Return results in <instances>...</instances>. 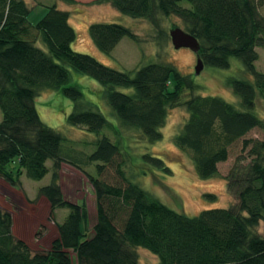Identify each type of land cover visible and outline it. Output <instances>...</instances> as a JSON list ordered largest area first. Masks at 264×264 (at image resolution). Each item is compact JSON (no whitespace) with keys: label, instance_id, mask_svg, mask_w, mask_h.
<instances>
[{"label":"trees","instance_id":"1","mask_svg":"<svg viewBox=\"0 0 264 264\" xmlns=\"http://www.w3.org/2000/svg\"><path fill=\"white\" fill-rule=\"evenodd\" d=\"M104 2L156 28L161 17L180 19L184 31L199 43L197 55L203 66L226 69L235 58L251 79L226 78L239 106L218 96L191 94L196 87L192 79L170 62H149L131 73L74 51L71 44L76 33L69 11L55 4L30 24L25 0H0V176L11 185L22 174L40 180L49 172L46 161L51 160L50 182L39 193L48 200L50 214L56 208L69 211L56 224L57 237L50 248L32 251L12 234L11 214L0 208V264H73L69 250L75 264H138L137 248L153 254L157 264H264V232L257 228L260 222L264 228V138L243 139L250 160L245 165L236 160L224 177L236 202L189 216L124 176L116 159L122 150L128 155L130 146L99 135L108 127L118 135V128L98 106L84 101L78 85L70 84L71 71L94 79L118 125L138 132L148 143L162 138L168 109L181 105L187 119L173 143L189 155L200 179L214 177L217 164L227 159L234 141L254 128L264 132V114L255 110L258 99L264 102V72H258L254 64L258 59L255 48L264 47V0H97ZM88 34L105 54L124 36L135 39L129 28L114 22L91 23ZM38 41L46 50L36 45ZM43 90L59 91L71 100L66 123L97 135L93 152L62 149L61 135L40 119L35 106ZM184 90L191 95L182 99ZM139 159L168 171L159 156L141 153ZM62 163L81 171L94 164L96 176L83 171L96 202V221L89 237L84 205L62 196L58 184ZM108 165H115L119 176L114 183L100 178Z\"/></svg>","mask_w":264,"mask_h":264},{"label":"rangeland","instance_id":"2","mask_svg":"<svg viewBox=\"0 0 264 264\" xmlns=\"http://www.w3.org/2000/svg\"><path fill=\"white\" fill-rule=\"evenodd\" d=\"M25 1L30 8L27 16L30 24H35L45 14L48 6L55 4L60 10L69 11V23L76 33L75 40L71 44L72 49L88 54L113 69L133 73L149 62H170L180 74L192 79L196 87L191 94L218 96L235 106H239V99L227 85L226 78L251 79L235 58L231 59L229 68L203 66L199 74L195 75L196 54L186 47L175 49L170 40V29L179 27L184 30L182 21L176 17H161L156 28L144 19L121 14L111 4L97 3V0H74L75 3L72 5L58 0ZM261 12L264 14L263 8ZM109 22L129 28L134 33L135 39L124 36L110 54H105L91 41L88 26L91 23ZM36 45L46 50L41 41ZM255 50L258 54V59L254 63L255 69L264 72V47L257 46ZM71 72L73 75L70 84L80 87L84 101L98 106L106 119L118 128V135L109 127L102 130L99 135L105 134L113 142L118 140L120 146L124 143L130 146L126 149L128 155L122 150V156L116 159V164L120 163V167L124 170V176L138 183L165 205L189 216L196 215L204 209L226 208L236 202L234 195L226 189L224 177L236 160L241 165L249 162L250 156L247 153L249 147H243V139L261 140L264 138L262 130L254 128L234 141L228 147L227 159L217 164L216 176L200 179L195 173L189 155L173 143L174 135L187 119V113L181 105L168 109L165 123L161 128L162 138L155 143H148L138 132L125 130L118 125L110 114V109L101 99L102 88L99 83L88 76ZM191 94L184 90L182 99ZM34 101L40 119L61 135L64 151L75 149L86 154L94 151L97 135L66 123V116L72 111L71 100L59 91L43 90ZM255 110L263 115L264 102L258 99ZM1 117L0 110V120ZM141 153L159 156L168 171L164 172L144 164L139 159ZM51 165L52 161L47 160L46 166L49 172L40 180H32L22 174L16 184L11 185L0 176V208L11 214L12 234L23 240L32 251H46L50 248L51 241L57 237L56 224L62 222L69 212L66 208H56L50 214L48 200L39 193V188L50 182ZM114 166H106L100 178L111 183H114V179L119 180ZM82 169L96 176L94 164L83 166ZM83 171L62 163L58 172V184L65 200L84 205L87 211L86 233L89 237L92 235V226L96 221V202L94 190ZM207 194L214 195V198L207 197ZM257 228L259 232H264L262 222ZM69 252L75 264L74 254L71 250ZM136 252L138 264H157V258L147 250L137 248Z\"/></svg>","mask_w":264,"mask_h":264},{"label":"water","instance_id":"3","mask_svg":"<svg viewBox=\"0 0 264 264\" xmlns=\"http://www.w3.org/2000/svg\"><path fill=\"white\" fill-rule=\"evenodd\" d=\"M169 36L171 43L175 49L186 47L196 54V65L194 67V74H199V72L203 68V63L197 55L199 50V43L197 39L193 35L189 34L188 32L182 30L179 27H174L170 29Z\"/></svg>","mask_w":264,"mask_h":264},{"label":"bare ground","instance_id":"4","mask_svg":"<svg viewBox=\"0 0 264 264\" xmlns=\"http://www.w3.org/2000/svg\"><path fill=\"white\" fill-rule=\"evenodd\" d=\"M202 70V69H201Z\"/></svg>","mask_w":264,"mask_h":264}]
</instances>
